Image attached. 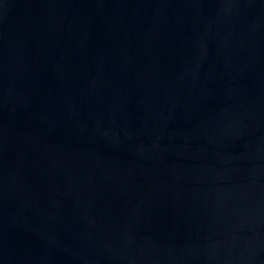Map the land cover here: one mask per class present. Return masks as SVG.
I'll list each match as a JSON object with an SVG mask.
<instances>
[{
    "label": "water",
    "instance_id": "95a60500",
    "mask_svg": "<svg viewBox=\"0 0 264 264\" xmlns=\"http://www.w3.org/2000/svg\"><path fill=\"white\" fill-rule=\"evenodd\" d=\"M0 264H264V0H0Z\"/></svg>",
    "mask_w": 264,
    "mask_h": 264
}]
</instances>
